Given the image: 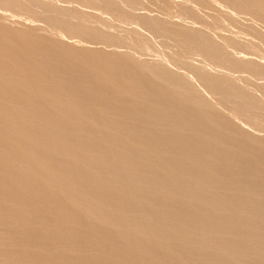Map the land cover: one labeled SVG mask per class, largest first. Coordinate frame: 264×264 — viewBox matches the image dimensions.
I'll list each match as a JSON object with an SVG mask.
<instances>
[{"label":"bare ground","instance_id":"6f19581e","mask_svg":"<svg viewBox=\"0 0 264 264\" xmlns=\"http://www.w3.org/2000/svg\"><path fill=\"white\" fill-rule=\"evenodd\" d=\"M153 1L0 0L29 20L0 15V264H264V135L234 117L264 112L235 78L264 63L227 52L231 32L164 24ZM176 2L194 22L221 2L264 24V0ZM167 32L216 66L190 70L204 90L165 62L81 45Z\"/></svg>","mask_w":264,"mask_h":264},{"label":"rangeland","instance_id":"374dc122","mask_svg":"<svg viewBox=\"0 0 264 264\" xmlns=\"http://www.w3.org/2000/svg\"><path fill=\"white\" fill-rule=\"evenodd\" d=\"M153 1V0H152ZM156 1V2H155ZM158 0H154L153 2L156 4V7L154 8L155 9V12H157L158 14H160V17L162 18V20L164 19L163 17H165L166 18V20H163V22H164V24H167V25H173L174 23L172 22V21H174L175 22V20H183V19H186L184 22H183V24L185 25V24H188V22L190 23L191 22V24L193 25L194 24V26H195V24L197 25V26H200L201 28H204V29H208V28H210L211 30H209L208 29V31H211L214 35H216L215 37H217L218 38V36L217 35H220V34H222L223 32H224V35L228 32H231L232 34H228L229 36H227V34L225 35V36H227V37H231L232 38V36H233V38L232 39H237L238 38V40H236V42L234 43V42H231V43H229L228 42V45H227V47H226V51L227 52H230V53H233V54H236L237 56H241L242 55V53H244L243 55H245V56H248V57H250L251 59H255V60H257V61H259L260 60V62H262V63H264V36L261 34L260 36H259V34H256L254 31H253V28H255L254 26H253V24L257 27H259V26H261L259 29L261 30V32L262 31H264V24L262 25V24H258V23H255V21H253V20H255V19H253V18H251L250 16H248V17H250V18H248L247 17V19H246V17H244V16H247V15H245V14H243V15H241L242 13H238V12H236V14H238V15H236L235 16V18L232 16V15H235V11H233V9L232 8H230V6L229 5H226L225 3H223V4H221V2H216V4L214 3V4H211V6L209 5V6H207V8H205V9H201V8H198L199 9V11L200 12H198V14H200V15H203V16H201V17H199V19L201 20V22L199 21V19H198V14H196V15H198L197 17H196V23L194 22V20H195V18H193V17H191L190 18V16L189 15H186V17H185V14H180L181 12L179 11V9H177V7H175L174 8V6H175V3L176 4H178V2H176V1H179V3H182L184 0H172L173 1V3H174V6H173V3L171 4V6L170 5H168V4H166V3H168V2H166V0H159V1H161V2H157ZM162 1H163V3H162ZM170 2H171V0H169ZM160 3V4H159ZM219 4H221V6L219 5ZM217 5V6H216ZM157 6H158V9H160L161 11L163 10H166V13H167V15H169V16H171L170 18L165 14V11L163 12L162 11V13H160L158 10H157ZM159 6H163L162 8L163 9H161V7H159ZM168 6H169V8H168ZM214 6H215V8H214ZM219 6V8H218V10L216 9L217 7ZM228 8V11H227V8ZM210 8V9H209ZM206 9H207V11H206ZM223 9H225V10H223ZM2 10V11H1ZM220 10V11H219ZM13 11V12H12ZM170 11V12H169ZM215 11V12H214ZM224 11H225V13H224ZM230 11V12H229ZM233 11V12H232ZM0 12L2 13V12H4V13H0V15L2 16V18H1V16H0V18L1 19H5V21H7L6 23L7 24H9V23H13L12 25H8L7 27L8 28H10V26H11V28L12 29H14V28H16V25H17V23H19L18 25H19V28H21L20 30H25L24 28H26V29H28L27 27V25L26 24H22L21 22L22 21H24L23 23H25L26 21L27 22H29V20H27V19H25L26 18V16L24 15L23 17H22V15L23 14H20L19 16H17L18 14L14 11V10H12V9H9V8H3V7H0ZM221 12H223L224 13V15H223V13H221ZM7 13V14H6ZM176 13V14H175ZM203 13V14H202ZM227 13V14H226ZM229 13V14H228ZM231 13H232V15H231ZM97 13H90L89 15H92V16H95ZM218 14H220L219 16H218ZM4 15V16H3ZM9 15V16H8ZM165 15V16H164ZM181 15H182V17H181ZM195 15V16H196ZM205 15V16H204ZM228 15V16H227ZM213 16V17H212ZM229 16L231 17V18H229ZM239 16V17H238ZM242 16V17H241ZM7 17V18H6ZM21 17V18H20ZM25 17V18H24ZM169 19H168V18ZM175 17H176V19H175ZM221 17H223V20L221 19ZM234 19H233V18ZM173 18H174V20H173ZM180 18V19H179ZM209 18H211V19H209ZM217 18V22L215 21V19ZM239 18H241L240 19V21H239ZM0 19V24L1 25H4L5 27H6V24H4V20H1ZM10 19V20H9ZM12 19V20H11ZM15 19H16V22H12V21H15ZM24 19V20H23ZM220 19H221V21H220ZM236 19H237V23H240V24H237V25H235V22H236ZM243 19H245V20H243ZM21 20V21H20ZM26 20V21H25ZM36 21V23H35V21ZM33 20V22H34V24H36V25H39L40 23H42L40 20H38V19H34ZM171 21V22H168V21ZM198 20V21H197ZM204 20V21H203ZM227 20V21H226ZM11 21V22H10ZM19 21V22H18ZM167 21V22H166ZM213 21L214 22H216L215 23V26L214 25H212L213 24ZM223 21V22H222ZM234 21V22H233ZM40 22V23H39ZM194 22V23H193ZM227 22V23H226ZM230 22V23H229ZM243 22V23H242ZM244 22H245V25H244ZM247 22H249V23H247ZM253 24H252V23ZM30 23H32V21L30 20ZM115 23V22H114ZM118 23L119 22H117V24L115 23V27H114V30H116V32H118L119 33V35L120 36H122L123 34L124 35H126L127 34V31L126 30H128V29H126V28H128V27H125V26H121V25H123V24H121V23H119V25H118ZM173 23V24H172ZM252 24V28H251V24ZM15 24V25H14ZM200 24V25H199ZM210 26H209V25ZM219 24V25H218ZM234 24V25H233ZM257 24V25H256ZM15 26V27H12V26ZM21 25V26H20ZM23 25V26H22ZM26 25V26H25ZM41 25H43V24H41ZM240 25H244V26H242V28L240 27ZM25 26V27H24ZM204 26V27H203ZM214 26V27H213ZM229 26H230V28H229ZM232 26V27H231ZM37 27V26H36ZM218 27V28H217ZM224 27V28H223ZM234 27V28H233ZM240 27V28H239ZM245 27V28H244ZM38 28L40 29V26H38L37 27V30H35L36 32H41V31H43L44 33H48L49 34V32H50V34L49 35H56V33L54 34V32H52V31H49V30H43V29H40L39 31H38ZM233 30H232V29ZM206 29V30H207ZM228 29H229V31H228ZM245 29V30H244ZM250 29V30H249ZM251 29H252V31L253 32H250L251 31ZM263 29V30H262ZM16 30H19L18 29V27H17V29ZM19 30V31H20ZM22 30V31H23ZM219 31V32H217V31ZM243 30V31H242ZM248 30V31H247ZM217 33H216V32ZM52 32V33H51ZM222 32V33H221ZM244 32V33H243ZM241 33V34H240ZM245 33H246V35H245ZM247 33H250L249 35L247 34ZM171 34H173V33H171V32H167V33H165V35H164V33H163V35H164V37L167 39V38H169L170 37V39H167L166 40V42L168 43H164L163 41H165L164 40V38H163V35L162 34H159L160 36L159 37H155V36H153L152 34L151 35H148V41H147V43H145V44H148V46L146 47V46H144V44L143 45H141V46H137L136 44H132V45H125V44H122V45H108V44H104V43H93V42H86V41H81L82 43H81V45L82 44H86V46L88 45V47H94V45H95V47H97V45H98V47L100 46V47H103V46H105V47H109V48H113V47H115V48H118L119 50H124V52L125 53H129L131 56H135V57H140V58H142V60L144 59V60H149V61H161V62H165V63H163L164 65H166L167 67H169L170 68V66H171V68H172V70L174 69V71H177V72H181V70H182V72H185V74L187 73V74H190V78H192V77H194V78H196V75L194 76L193 75V73L197 70V71H199L198 69H201V68H203V66L205 65V68H203V69H201V70H204V69H206V70H209V68H210V66H211V68L210 69H213L214 70V68H216V66L213 64V65H211V62L210 61H206V63H208V64H206L205 62H203L204 60H205V58L204 57H202V56H200V55H196L194 52H190V50H186V51H188V53H189V55H188V53H186V51L184 52V50H185V46H184V48H182L183 47V45L181 44V43H179L180 41L177 39V38H174L175 37V35L173 34L172 36H171ZM254 34H256V35H254ZM162 35V36H161ZM223 35V34H222ZM232 35V36H231ZM239 35V36H238ZM236 36V37H235ZM260 37V39H259V37ZM160 37H162V38H160ZM244 37V38H243ZM66 38H68L70 41L72 40V41H74V40H76L77 38L75 37H69V36H66ZM149 38H151V39H149ZM155 38V42L154 41H152L153 39ZM172 38V39H171ZM174 38V39H173ZM247 38H248V40H247ZM263 38V39H262ZM162 39V40H161ZM177 39V41H179L176 45H175V41H173V40H176ZM239 39H240V41H239ZM252 39V40H251ZM255 41H254V40ZM78 40V39H77ZM80 40V39H79ZM79 40H78V43H80L79 42ZM151 40V41H150ZM160 40V41H159ZM241 40H242V42H241ZM171 41V42H170ZM153 42V43H152ZM248 42V43H247ZM261 42V43H260ZM173 44V45H171V44ZM92 44V46H90ZM165 44V45H164ZM178 44L180 45L179 47H178ZM232 44V45H231ZM235 44H238V46L237 45H235ZM259 44V45H258ZM125 45V46H124ZM152 45H154L153 47H152ZM231 45V46H230ZM242 45V46H241ZM261 45V46H260ZM133 46H134V48H133ZM169 46H171V48L169 47ZM230 46V47H229ZM146 47V48H145ZM150 47V48H149ZM157 47V48H156ZM162 47V48H161ZM179 48L178 50H176V48ZM239 47V48H238ZM104 48V47H103ZM124 48V49H123ZM147 48H148V50H152V51H148V52H146L147 51ZM152 48V49H151ZM181 48V49H180ZM260 48V49H259ZM137 49V50H136ZM157 49V50H156ZM167 49H168V51H167ZM184 49V50H183ZM187 49V48H186ZM230 49V50H229ZM240 49V50H239ZM130 52H129V51ZM176 50V51H175ZM247 50V51H246ZM127 51V52H126ZM135 52V54L137 55H135V54H133V52ZM144 51H145V53H144ZM163 51V52H162ZM237 51V52H236ZM239 51V52H238ZM242 51V52H241ZM153 54H152V53ZM172 52V53H171ZM176 52H182V53H179L178 55L177 54H175V57H174V54L173 53H176ZM183 52L184 53H186L187 55H188V59H186L187 58V56H186V54H185V56L183 55ZM235 52V53H234ZM145 55H144V54ZM149 53V54H148ZM151 53V54H150ZM194 53V55H192ZM156 54V55H155ZM159 54V55H158ZM172 54V55H171ZM191 54V55H190ZM247 54V55H246ZM163 55V56H162ZM168 55V56H167ZM177 55V56H176ZM144 56V57H143ZM148 56V57H147ZM172 56V57H171ZM185 58H184V57ZM190 56V57H189ZM194 56V57H193ZM156 57V58H155ZM163 57V58H162ZM174 57V58H173ZM178 57H180L181 59H183V61L180 59V58H178ZM148 58V59H147ZM158 58V59H157ZM176 58V62L174 61V59ZM177 58L178 59H180L181 61H179L178 63H177ZM173 59V60H172ZM200 59H201V61H200ZM202 59H203V61H202ZM188 60V61H187ZM169 61V62H168ZM190 61H191V64L188 66V63H190ZM181 62V63H180ZM194 62V63H193ZM182 63H184V64H182ZM193 63V64H192ZM168 64H170V66H168ZM182 64V65H181ZM196 64V65H195ZM198 64V65H197ZM199 64H203V65H199ZM179 65V66H178ZM187 65V66H186ZM194 66L193 68H192V66ZM173 66V67H172ZM191 66V67H190ZM202 66V67H201ZM191 69H190V68ZM196 67V70L194 69ZM201 67V68H200ZM209 67V68H208ZM212 67H214V68H212ZM170 68V69H171ZM181 68V69H180ZM186 68H188L187 70H186ZM192 69H193V73H191V71H192ZM191 70V71H190ZM212 70V71H213ZM196 71V72H197ZM195 72V73H196ZM235 74V73H234ZM236 75H238V76H236ZM235 75V78H236V80L238 79V77H239V79H238V81L240 82V84H242V85H244V86H247V88L250 90V91H252V93H254V94H257V95H260V93H261V95L260 96H264V87H262V86H264V75H262V74H257L256 76H252L251 74H246V76H249V77H247V78H245V77H243V75H241V74H236ZM239 75H241V77L239 76ZM192 76V77H191ZM191 80H193L194 82L193 83H198V84H196V87H195V89L196 90H198L197 88H198V86L200 85L199 84V82L197 81V79L195 80V79H191ZM194 84V85H195ZM251 87V88H250ZM202 89V90H204L203 88V86H201L200 85V87H199V89ZM263 91V92H262ZM199 92V91H198ZM257 92V93H256ZM263 94V95H262ZM214 96H216V98H217V96L218 95H213L212 96V98L213 99H215V97ZM220 97V95L218 96V98ZM221 98V97H220ZM224 101L223 102H227L228 103V101L226 100V99H224V98H222ZM226 100V101H225ZM251 111V110H250ZM254 111V110H253ZM258 112V114H257V116L255 115L256 113ZM257 112H253V113H251V112H249V113H251L252 115H255L254 117L251 115L250 117H252V119L251 120H249L250 118H249V114H240V117L241 118H239V116H236V115H234V117H236V119L237 120H239V121H241L242 123H245V124H243L244 126H246L248 129L250 128V130L252 131V132H254V133H256V134H260V135H264V119H263V111H262V113H261V111H257ZM259 113H261L260 115H259ZM262 115V116H261ZM244 116L246 117L245 119H244ZM261 116V117H260ZM255 117H256V119H255ZM259 119H258V118ZM254 119V120H253ZM253 120V123H255V124H252V121ZM259 120V121H258ZM259 122V123H258ZM252 125H251V124ZM261 123V124H260ZM256 124H258V125H256ZM263 124V125H262ZM248 125V126H247ZM260 125V126H259ZM254 126H256V128L254 127ZM262 128V129H261ZM255 130V131H254Z\"/></svg>","mask_w":264,"mask_h":264}]
</instances>
